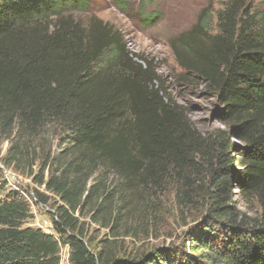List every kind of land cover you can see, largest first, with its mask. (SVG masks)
Listing matches in <instances>:
<instances>
[{"label": "trees", "instance_id": "obj_1", "mask_svg": "<svg viewBox=\"0 0 264 264\" xmlns=\"http://www.w3.org/2000/svg\"><path fill=\"white\" fill-rule=\"evenodd\" d=\"M87 11V0H0V142L9 143L2 163L32 169L41 162L35 183L50 196L36 190L35 198L55 202L59 236L23 228L29 204L17 194L0 198V264H60L61 245L70 248L71 264H264V11L225 0L215 34L210 6L170 44L184 80L202 85L220 107L217 119L225 128L207 137L121 32L65 18ZM51 18L54 30L40 34ZM51 133L57 153L47 149ZM192 154L208 161L210 207L185 249L132 259L117 257L108 243L88 247L75 215L96 204L92 211L105 220L109 194L97 180L100 172L114 174L128 190L165 163L182 172ZM1 173L0 195L6 191ZM236 186L257 198L260 217L237 209ZM99 197L105 201L97 203Z\"/></svg>", "mask_w": 264, "mask_h": 264}, {"label": "rangeland", "instance_id": "obj_2", "mask_svg": "<svg viewBox=\"0 0 264 264\" xmlns=\"http://www.w3.org/2000/svg\"><path fill=\"white\" fill-rule=\"evenodd\" d=\"M224 1L87 0V12L71 13L65 18L85 27L92 21H100L121 32L129 50L145 59L158 78L157 84L180 107L193 127L203 137H207L225 128L217 119L220 107L202 85L184 80L185 72L178 64L170 44L191 31L202 11L210 6L213 8L211 31L215 34L216 11L223 7ZM245 1L264 11V0ZM148 16L152 19L145 22ZM56 22L55 18L48 19L42 24L39 33L51 34ZM46 141L47 149L57 153L55 136L49 134ZM233 142L240 145L236 140ZM8 149L7 141L0 142V169L6 182V191L0 198L15 194L23 198L31 211V218L23 228L40 229L59 238L52 221L55 208L50 206L55 202L52 200L48 205H43L35 198L36 190L50 196L44 186L39 187L35 183V176L40 175L41 162H37L32 169L21 165L6 168L2 160ZM190 158L192 164L182 172L175 170L173 164L168 162L153 173H143L128 190L124 188L125 183L114 174L106 172L102 175L100 172L97 180L103 182L105 193L109 194L105 220L100 221L103 213L97 215L92 211L96 204L75 215L88 247L95 251L108 243L117 257L132 259L157 249H185L192 236L203 227L210 207L206 174L208 161L195 154ZM47 179L48 172L45 173V181ZM232 198L241 214L249 218L260 217L262 208L257 198L250 197L238 186ZM99 201L105 200L99 197L97 203ZM94 214L98 221L93 219ZM118 216V221L114 223L113 217ZM70 253L68 246H60V264H71Z\"/></svg>", "mask_w": 264, "mask_h": 264}]
</instances>
